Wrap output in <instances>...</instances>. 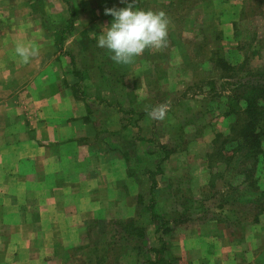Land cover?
I'll list each match as a JSON object with an SVG mask.
<instances>
[{"label":"rangeland","instance_id":"obj_1","mask_svg":"<svg viewBox=\"0 0 264 264\" xmlns=\"http://www.w3.org/2000/svg\"><path fill=\"white\" fill-rule=\"evenodd\" d=\"M156 1L157 8H149V0H137V6L165 13L166 45L153 49V57L145 50L142 58L121 64V73L109 75L124 90H110L101 74L92 75L98 83L88 90L85 84L93 79L79 64L76 91L81 98L114 96L121 110L132 111L126 124L137 129L133 133L147 148L123 158L130 167V186L133 178L137 184L132 193L138 187L142 195L120 205L125 209L117 218L89 221L87 250L76 255L67 246L57 247L49 261L71 264L78 256L79 264H152L164 258L169 264H231V259L232 264H264V142L258 148L249 144L251 132L242 114L251 95V77H261L264 68V0ZM111 22L100 21L92 34L98 37ZM96 47L92 41L91 49ZM91 61L98 72L114 63L101 57ZM155 61L157 73L150 79L149 65ZM254 80L252 84L264 85L263 79ZM14 95L23 105L27 97ZM161 106L163 119L149 115ZM27 165L5 178L0 173V182H33L41 172ZM35 192L22 204L29 214L22 224L29 233L55 225L54 220L39 219ZM7 230L0 228L3 256L2 245L12 239ZM194 243L210 248H187ZM218 255L225 257L221 261Z\"/></svg>","mask_w":264,"mask_h":264},{"label":"crops","instance_id":"obj_2","mask_svg":"<svg viewBox=\"0 0 264 264\" xmlns=\"http://www.w3.org/2000/svg\"><path fill=\"white\" fill-rule=\"evenodd\" d=\"M149 3V8L158 7L156 0ZM126 6L119 0H0V173L5 178L17 168L27 169L28 163L31 170L41 172L33 182L11 183L8 178L0 182L4 221L0 228H8L12 236L9 244L2 245L0 264H56L48 256L53 257L55 248L62 246L78 255L79 250H87L84 238L89 221L117 218L125 209L120 205L142 195L138 187L132 193L137 184L133 178L130 186V167L123 158L131 157L134 149L147 148L133 133L137 129L126 124L127 112L133 116L132 111L121 110L114 96L81 98L76 92L81 84L79 64L84 65L85 75L101 74L110 90L125 89L114 75L109 76L121 73V64H104L98 72L91 59H109L112 53L91 49V44L98 40L92 34L95 26L113 20L105 9ZM19 45L35 50L36 55L25 63L15 52ZM155 53L149 49L145 55ZM150 69L152 79L156 61ZM97 83L89 79L85 86L89 90L90 84ZM14 93L29 98H23L24 106L16 102ZM121 96L126 99L125 94ZM36 189L39 219L54 220L55 225L29 233L22 224L29 215L22 204ZM36 235L41 239L36 240ZM186 246L201 251L210 248L197 243ZM224 257L218 255L221 261ZM78 258L70 263L79 264Z\"/></svg>","mask_w":264,"mask_h":264},{"label":"clouds","instance_id":"obj_3","mask_svg":"<svg viewBox=\"0 0 264 264\" xmlns=\"http://www.w3.org/2000/svg\"><path fill=\"white\" fill-rule=\"evenodd\" d=\"M126 7L105 9V15L113 18L102 27L97 47L112 53L117 64H129L148 49H160L166 45L169 21L164 12L145 11L137 6V0H121ZM16 54L26 63L36 52L19 45ZM149 115L163 119V106L153 109Z\"/></svg>","mask_w":264,"mask_h":264},{"label":"trees","instance_id":"obj_4","mask_svg":"<svg viewBox=\"0 0 264 264\" xmlns=\"http://www.w3.org/2000/svg\"><path fill=\"white\" fill-rule=\"evenodd\" d=\"M260 76L261 77H251L252 79L250 85H252V87L251 90H249V93L251 95L246 100L247 105L242 113L246 117L247 125L245 126V128H247V131H249L250 129L251 132V141L249 144L254 148L260 147L261 144L264 142V85H262L260 82H254L255 84H252L253 79H259L261 81L262 79L264 80V68L262 69ZM247 131L245 130L246 135L249 134L247 133ZM152 264L169 263L165 259H159L156 263Z\"/></svg>","mask_w":264,"mask_h":264}]
</instances>
